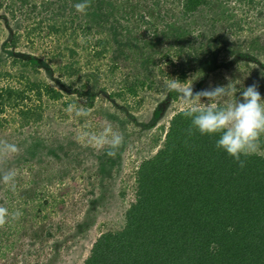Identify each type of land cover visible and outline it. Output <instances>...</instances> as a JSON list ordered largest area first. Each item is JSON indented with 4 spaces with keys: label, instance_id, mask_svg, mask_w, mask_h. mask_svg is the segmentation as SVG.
I'll list each match as a JSON object with an SVG mask.
<instances>
[{
    "label": "rangeland",
    "instance_id": "374dc122",
    "mask_svg": "<svg viewBox=\"0 0 264 264\" xmlns=\"http://www.w3.org/2000/svg\"><path fill=\"white\" fill-rule=\"evenodd\" d=\"M79 2L0 0V91L20 86L23 72L63 95L36 102L43 118L27 126L0 107V140L20 148L3 165L17 178L15 190L0 184V204L22 213L0 227V264H84L101 234L125 227L138 168L184 109L180 97L169 98L170 78L191 79L194 92L231 82L225 103L253 83L264 97V0H212L187 16L176 0H91L86 14L75 10ZM24 56L44 66L34 73L12 65ZM134 85L135 97L118 96ZM70 105L91 114L77 117ZM106 123L124 136L115 158L79 139Z\"/></svg>",
    "mask_w": 264,
    "mask_h": 264
},
{
    "label": "trees",
    "instance_id": "16d2710c",
    "mask_svg": "<svg viewBox=\"0 0 264 264\" xmlns=\"http://www.w3.org/2000/svg\"><path fill=\"white\" fill-rule=\"evenodd\" d=\"M112 1L96 0L99 7ZM211 1L176 0L182 2L185 16ZM20 63L34 73L44 66L35 56L15 59L12 65ZM17 79L20 86L1 89L0 107L16 110L22 126L43 118L42 105L36 102L63 96L23 72ZM126 92L135 97L137 86L118 96ZM169 98L177 100L179 95L169 92ZM182 112L171 119L156 155L138 168L136 201L125 213V227L101 234L84 264H264V156L242 157L246 166L240 168L233 157L216 148L218 135L196 132L189 139L186 130L191 121Z\"/></svg>",
    "mask_w": 264,
    "mask_h": 264
},
{
    "label": "clouds",
    "instance_id": "9594fccd",
    "mask_svg": "<svg viewBox=\"0 0 264 264\" xmlns=\"http://www.w3.org/2000/svg\"><path fill=\"white\" fill-rule=\"evenodd\" d=\"M90 5L91 0H80L74 8L78 13L86 14ZM190 80L181 82L179 79L170 78L166 81L167 90L178 93L183 101L182 115L191 121L186 130L187 137L190 139L196 132L200 135H218L216 148L233 157L240 168L246 166V160L242 157L264 155L261 151V137L264 136V97L261 96L258 85L253 83L243 88L238 100L225 103L235 94L231 82L226 86H210L194 92L193 82H188ZM67 111L77 117H88L91 114L87 108H76L74 105H70ZM79 139L85 140L95 149H108L107 155L112 158H115L124 144L123 134L115 130L111 123H106L99 132L82 131ZM185 144H188V139ZM19 152L17 144L0 140V184L11 190L16 187L17 171L13 168L6 169L3 165ZM21 215L19 211L10 214L9 209L0 204V227L8 223L9 217L15 220ZM232 230L229 228V231Z\"/></svg>",
    "mask_w": 264,
    "mask_h": 264
}]
</instances>
